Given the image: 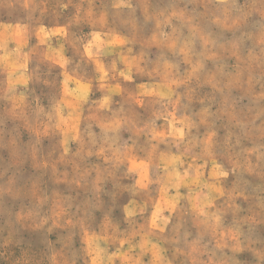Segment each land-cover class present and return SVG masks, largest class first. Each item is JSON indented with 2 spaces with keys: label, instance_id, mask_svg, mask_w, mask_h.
<instances>
[{
  "label": "clouds",
  "instance_id": "1",
  "mask_svg": "<svg viewBox=\"0 0 264 264\" xmlns=\"http://www.w3.org/2000/svg\"><path fill=\"white\" fill-rule=\"evenodd\" d=\"M191 2L145 9L157 51L120 71L49 49L44 94L5 39L0 264H264V0Z\"/></svg>",
  "mask_w": 264,
  "mask_h": 264
},
{
  "label": "rangeland",
  "instance_id": "2",
  "mask_svg": "<svg viewBox=\"0 0 264 264\" xmlns=\"http://www.w3.org/2000/svg\"><path fill=\"white\" fill-rule=\"evenodd\" d=\"M185 5L190 9L194 6L191 0H0V55L5 39L9 49L14 47L15 40L26 39L27 46L22 52L31 54L29 68L34 72L35 87L44 94L49 90L44 82L53 84L59 72L44 59L49 49H62L63 55L71 61L69 70H75L86 79L97 75L93 63L81 56L86 43L103 67L110 68L115 62L116 70L120 71L124 67L120 57L135 63L142 52L154 58L151 54L157 51L146 43L156 31V22L145 20V9L149 16H156L170 6ZM41 27L46 33L62 27L65 34L47 35L41 44L37 36ZM163 31L169 32L170 28L164 25ZM217 128L223 137L221 121H217ZM237 259L240 264H255L247 251Z\"/></svg>",
  "mask_w": 264,
  "mask_h": 264
}]
</instances>
